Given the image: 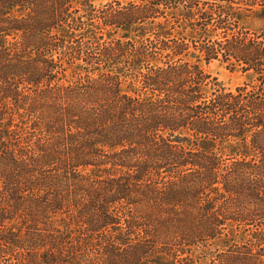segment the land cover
Listing matches in <instances>:
<instances>
[{"label": "trees", "instance_id": "trees-1", "mask_svg": "<svg viewBox=\"0 0 264 264\" xmlns=\"http://www.w3.org/2000/svg\"><path fill=\"white\" fill-rule=\"evenodd\" d=\"M0 264H264V0H0Z\"/></svg>", "mask_w": 264, "mask_h": 264}, {"label": "rangeland", "instance_id": "rangeland-1", "mask_svg": "<svg viewBox=\"0 0 264 264\" xmlns=\"http://www.w3.org/2000/svg\"><path fill=\"white\" fill-rule=\"evenodd\" d=\"M95 1L105 2L107 0H95ZM203 67L208 73L217 77L218 80L227 87L234 88L238 85H241L246 80V75L242 74L239 71H231L224 64L216 60L208 64L203 63ZM218 246L223 247L222 244H219ZM197 254H198L197 252L194 253V257L196 259H197Z\"/></svg>", "mask_w": 264, "mask_h": 264}]
</instances>
